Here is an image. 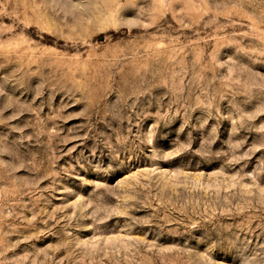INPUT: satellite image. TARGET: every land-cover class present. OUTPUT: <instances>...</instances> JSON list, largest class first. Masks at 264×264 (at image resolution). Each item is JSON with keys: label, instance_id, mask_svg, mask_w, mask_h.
<instances>
[{"label": "rangeland", "instance_id": "obj_1", "mask_svg": "<svg viewBox=\"0 0 264 264\" xmlns=\"http://www.w3.org/2000/svg\"><path fill=\"white\" fill-rule=\"evenodd\" d=\"M0 264H264V0H0Z\"/></svg>", "mask_w": 264, "mask_h": 264}]
</instances>
